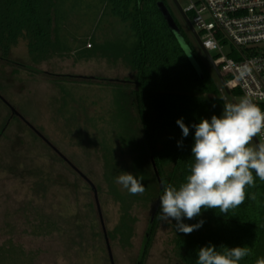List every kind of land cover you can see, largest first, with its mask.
<instances>
[{
  "label": "trees",
  "instance_id": "1",
  "mask_svg": "<svg viewBox=\"0 0 264 264\" xmlns=\"http://www.w3.org/2000/svg\"><path fill=\"white\" fill-rule=\"evenodd\" d=\"M159 2L168 6L166 0H0V60L31 73L50 75L59 82L78 78L114 88V104L105 116L106 121H103L111 124L113 136L109 139L107 136L93 140L87 138L102 151L104 178L109 193L120 205L121 216L113 234L109 235L103 229L111 264L116 263L109 236L118 238L125 246L131 245L136 222L133 209L140 203H154V221H159V198L164 185L178 187L190 174L189 167L194 162L191 148L195 129L192 125L202 118L210 120L212 115L220 116L223 105L227 104L221 87L203 67L171 12L202 69V75L190 61L159 10ZM77 13L84 14L85 19L82 17L81 20L83 27H90L89 33L71 35L64 43L63 30L69 24V17H76ZM191 16L188 14L189 18ZM20 42H26L37 63L56 56H74L79 60L103 58L113 63L121 61L131 76L119 79L50 74L9 58L12 49ZM232 95L239 97L240 93L233 91ZM69 98L72 99L73 95L67 90L62 97L61 114L78 112L67 109ZM11 112L12 117L24 120L61 156V151L22 114L23 117ZM89 114V105L86 102L81 104L79 115L87 118L86 123L95 126L98 134H104L105 131L93 123L94 118L89 119ZM180 118L189 126L187 137L183 136L176 123ZM178 142L181 143L178 145ZM61 157L84 179L91 181L65 155V158ZM122 172L142 178L145 192L130 195L118 185L115 180ZM255 183L256 187L246 189V194L257 193L256 201L246 199L243 205L229 214L208 209L194 219H184L185 224L204 221L202 227L191 234L177 231L176 221L170 222L174 254L179 264H197L198 250L209 245H214L218 251H223L221 246L251 247L252 254L239 264H255L258 258L264 257V182L256 178ZM144 247L140 264L148 239ZM0 264L37 263L32 255L9 244L0 247Z\"/></svg>",
  "mask_w": 264,
  "mask_h": 264
},
{
  "label": "rangeland",
  "instance_id": "2",
  "mask_svg": "<svg viewBox=\"0 0 264 264\" xmlns=\"http://www.w3.org/2000/svg\"><path fill=\"white\" fill-rule=\"evenodd\" d=\"M178 1L187 8L197 0ZM166 2L203 67L217 85L224 88L173 0ZM76 15L69 17V24L63 30L64 43L71 35L89 33L90 27H83L81 20L85 19L84 14ZM225 52H229V47ZM9 58L50 74L119 79L131 76L121 61L113 63L103 58L79 60L74 56H56L37 63L26 42L15 46ZM83 80L59 82L50 75L31 73L0 60V93L95 184L105 228L110 235L119 224L120 205L109 193L102 151L88 139L113 136L111 124L103 121L112 109L115 91L112 86ZM67 90L73 95L67 100V109L78 111L74 115L60 113ZM222 94L227 103L240 101L234 95ZM85 102L90 107L89 119L94 118L93 123H97L104 134H98L96 127L79 115V108ZM11 113L0 100V247L14 244L32 255L37 264H111L90 183L24 120L12 117ZM154 208V203L134 207L135 234L130 246L109 236L116 264H139ZM142 264H179L174 254L170 222L153 221Z\"/></svg>",
  "mask_w": 264,
  "mask_h": 264
},
{
  "label": "clouds",
  "instance_id": "3",
  "mask_svg": "<svg viewBox=\"0 0 264 264\" xmlns=\"http://www.w3.org/2000/svg\"><path fill=\"white\" fill-rule=\"evenodd\" d=\"M184 137L189 135V126L183 118L176 121ZM194 144L191 148L194 162L189 167L185 181L179 186L166 184L160 196L158 218L163 223L176 221L175 228L191 234L202 227L204 221L185 224L184 219H194L208 209L229 214L246 199L257 200V193L246 194V189L255 188V179L264 182V110L250 98L223 105L220 116L202 118L193 124ZM258 141V142H257ZM181 142H178V145ZM115 182L130 195H142L145 187L142 178L130 172H122ZM214 245L198 250L197 264H239L252 254V248ZM255 264H264V257Z\"/></svg>",
  "mask_w": 264,
  "mask_h": 264
},
{
  "label": "built area",
  "instance_id": "4",
  "mask_svg": "<svg viewBox=\"0 0 264 264\" xmlns=\"http://www.w3.org/2000/svg\"><path fill=\"white\" fill-rule=\"evenodd\" d=\"M183 9L224 79L221 92L264 110V0H197Z\"/></svg>",
  "mask_w": 264,
  "mask_h": 264
},
{
  "label": "water",
  "instance_id": "5",
  "mask_svg": "<svg viewBox=\"0 0 264 264\" xmlns=\"http://www.w3.org/2000/svg\"><path fill=\"white\" fill-rule=\"evenodd\" d=\"M175 6L177 7L179 13L181 14L182 18L184 19L185 23L187 24L188 28L190 29V31L192 32V34L195 36L196 40L198 41L199 45L201 46L204 54L206 55L207 59L209 60L210 64L212 65L215 73L217 74L220 82L223 84L224 83V79L218 69V67L215 65L214 63V60L211 56V54L203 47V44H202V40L201 38L199 37L198 33L196 32L195 28L193 27L189 17L187 16V14L185 13L183 7L180 5L179 1L178 0H173ZM158 7H159V10L161 11L163 17L165 18L166 22L168 23L170 29L172 30V32L175 34V36L177 37L180 45L182 46V48L184 49V51L186 52V54L188 55L190 61L193 63V65L196 67L197 71L202 75V69L198 63V61L196 60V58L194 57L193 53H192V50L190 48V46L187 44V42L185 41V38L182 34V31L180 29V27L177 25L176 21H175V18L173 17L171 11L169 10L168 6L164 3V2H159L158 4ZM227 94L228 95H231V92L227 89ZM0 99L6 103L10 108L11 110L13 111L14 114H17L21 117H23L21 115V113H19L15 107H13L5 97H3L1 94H0ZM233 103H236L235 101ZM24 118V117H23ZM258 142V141H257ZM59 152V151H58ZM61 154V156L64 157V155L59 152ZM65 158V157H64ZM88 180V179H86ZM89 181V180H88ZM89 183L91 184L93 190H94V194H95V200H96V204H97V208H98V211H99V216H100V220H101V223L103 225V229L105 231V233L107 232L106 231V228H105V223H104V219H103V215H102V211H101V206H100V202H99V197H98V193H97V189L95 188V186L92 184L91 181H89ZM154 217H155V212L153 213L152 215V219H151V224L148 228V231H147V234L145 236V241H147L148 237H149V234H150V231H151V228H152V223L154 221ZM109 249H110V246L108 245ZM140 264V262H139Z\"/></svg>",
  "mask_w": 264,
  "mask_h": 264
}]
</instances>
